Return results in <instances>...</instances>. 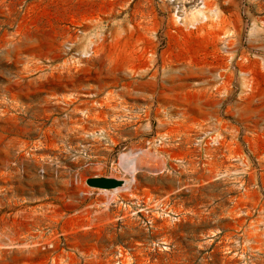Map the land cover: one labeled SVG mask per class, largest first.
<instances>
[{"label":"rangeland","instance_id":"374dc122","mask_svg":"<svg viewBox=\"0 0 264 264\" xmlns=\"http://www.w3.org/2000/svg\"><path fill=\"white\" fill-rule=\"evenodd\" d=\"M208 5L0 0V264H264V0Z\"/></svg>","mask_w":264,"mask_h":264},{"label":"built area","instance_id":"2783aa9c","mask_svg":"<svg viewBox=\"0 0 264 264\" xmlns=\"http://www.w3.org/2000/svg\"><path fill=\"white\" fill-rule=\"evenodd\" d=\"M157 2L169 9L176 26L186 30H195L199 25L209 24L217 18L216 10L209 7L208 0H157Z\"/></svg>","mask_w":264,"mask_h":264},{"label":"water","instance_id":"95a60500","mask_svg":"<svg viewBox=\"0 0 264 264\" xmlns=\"http://www.w3.org/2000/svg\"><path fill=\"white\" fill-rule=\"evenodd\" d=\"M86 183L100 189H114L124 184L122 179L112 177L94 176L86 179Z\"/></svg>","mask_w":264,"mask_h":264}]
</instances>
